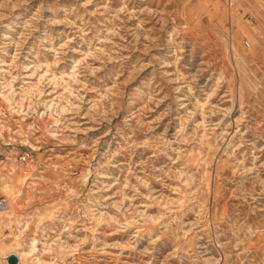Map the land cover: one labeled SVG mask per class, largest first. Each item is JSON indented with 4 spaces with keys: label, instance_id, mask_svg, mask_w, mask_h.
Instances as JSON below:
<instances>
[{
    "label": "rangeland",
    "instance_id": "obj_1",
    "mask_svg": "<svg viewBox=\"0 0 264 264\" xmlns=\"http://www.w3.org/2000/svg\"><path fill=\"white\" fill-rule=\"evenodd\" d=\"M3 195L2 264H264V0H0Z\"/></svg>",
    "mask_w": 264,
    "mask_h": 264
},
{
    "label": "built area",
    "instance_id": "obj_2",
    "mask_svg": "<svg viewBox=\"0 0 264 264\" xmlns=\"http://www.w3.org/2000/svg\"><path fill=\"white\" fill-rule=\"evenodd\" d=\"M230 4L233 5V2L231 1ZM250 46H251L250 42L246 40L244 42V47L249 48ZM30 158L31 156L29 152L22 153L19 157L20 161L23 163L29 161ZM10 210H11L10 199L5 195L0 196V214L8 213Z\"/></svg>",
    "mask_w": 264,
    "mask_h": 264
},
{
    "label": "water",
    "instance_id": "obj_3",
    "mask_svg": "<svg viewBox=\"0 0 264 264\" xmlns=\"http://www.w3.org/2000/svg\"><path fill=\"white\" fill-rule=\"evenodd\" d=\"M8 261L10 264H21V263H19V260H18L17 256H15V255H11L8 258Z\"/></svg>",
    "mask_w": 264,
    "mask_h": 264
},
{
    "label": "bare ground",
    "instance_id": "obj_4",
    "mask_svg": "<svg viewBox=\"0 0 264 264\" xmlns=\"http://www.w3.org/2000/svg\"><path fill=\"white\" fill-rule=\"evenodd\" d=\"M9 222L11 223V220H9ZM10 256H11V255H10ZM10 256H9V257H10ZM9 257H8V258H9ZM8 258H7V261H8ZM8 262H9V261H8ZM0 264H2L1 260H0Z\"/></svg>",
    "mask_w": 264,
    "mask_h": 264
}]
</instances>
